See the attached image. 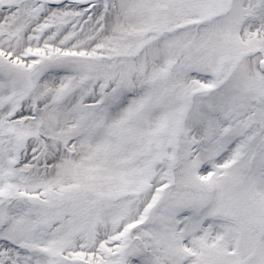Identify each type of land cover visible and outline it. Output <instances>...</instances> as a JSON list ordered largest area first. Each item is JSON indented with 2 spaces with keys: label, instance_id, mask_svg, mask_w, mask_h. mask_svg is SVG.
Wrapping results in <instances>:
<instances>
[{
  "label": "snow or ice",
  "instance_id": "6c2138e0",
  "mask_svg": "<svg viewBox=\"0 0 264 264\" xmlns=\"http://www.w3.org/2000/svg\"><path fill=\"white\" fill-rule=\"evenodd\" d=\"M0 264H264V0H0Z\"/></svg>",
  "mask_w": 264,
  "mask_h": 264
}]
</instances>
